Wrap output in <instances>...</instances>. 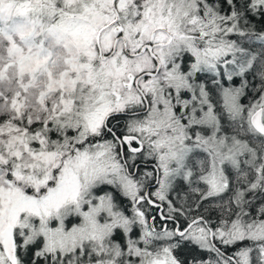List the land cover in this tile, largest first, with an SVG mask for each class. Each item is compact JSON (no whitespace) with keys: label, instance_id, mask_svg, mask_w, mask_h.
<instances>
[{"label":"snow or ice","instance_id":"6c2138e0","mask_svg":"<svg viewBox=\"0 0 264 264\" xmlns=\"http://www.w3.org/2000/svg\"><path fill=\"white\" fill-rule=\"evenodd\" d=\"M0 264H264V0H0Z\"/></svg>","mask_w":264,"mask_h":264}]
</instances>
